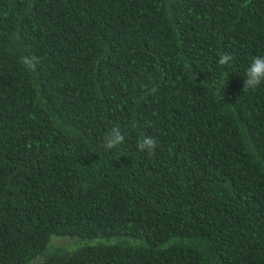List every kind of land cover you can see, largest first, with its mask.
<instances>
[{"label":"trees","instance_id":"obj_1","mask_svg":"<svg viewBox=\"0 0 264 264\" xmlns=\"http://www.w3.org/2000/svg\"><path fill=\"white\" fill-rule=\"evenodd\" d=\"M256 55L264 0H0V264H264Z\"/></svg>","mask_w":264,"mask_h":264},{"label":"clouds","instance_id":"obj_2","mask_svg":"<svg viewBox=\"0 0 264 264\" xmlns=\"http://www.w3.org/2000/svg\"><path fill=\"white\" fill-rule=\"evenodd\" d=\"M217 63L221 66H228L235 59L228 51L217 54ZM21 66L29 73H35L40 64V57L35 54H19ZM245 89L255 90L264 84V55H256L251 58L244 73ZM155 91V88L152 89ZM126 136L121 126L116 123L107 128L103 133L100 147L105 151L117 149L125 143ZM157 139L148 134H141L136 141V148L141 153L152 155L157 148Z\"/></svg>","mask_w":264,"mask_h":264}]
</instances>
